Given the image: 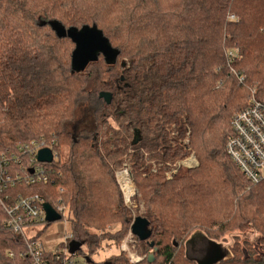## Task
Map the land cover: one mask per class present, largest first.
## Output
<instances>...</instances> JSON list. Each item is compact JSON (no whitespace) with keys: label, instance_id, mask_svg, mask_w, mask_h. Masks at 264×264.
<instances>
[{"label":"trees","instance_id":"1","mask_svg":"<svg viewBox=\"0 0 264 264\" xmlns=\"http://www.w3.org/2000/svg\"><path fill=\"white\" fill-rule=\"evenodd\" d=\"M262 2L0 0V151L42 137L56 141L49 184L29 190L43 193L50 204L62 198L72 227L68 247L81 244L77 253L88 264H97L92 258L108 243L103 234L108 222L91 223L98 210L96 191L114 185L110 163L122 165L128 146L131 174L146 208L141 216L150 222L155 246L139 244L143 254L154 250L162 260L148 256L139 264H196L183 252L190 233L199 228L218 239L248 224L261 233L260 251L247 243L246 249L228 250L226 259L215 264H264V188L251 185L225 150L232 136L229 119L246 99L237 80H227L229 49H243L234 68L247 82L258 79L256 98L264 103ZM232 14L236 19L230 20ZM51 22L66 30L95 25L119 51L117 62L108 65L99 56L74 73L75 46L70 38L59 37ZM105 91L113 95L110 105L99 98ZM88 114L95 121L92 131L80 128ZM130 129L141 130L138 145L126 141ZM188 131L199 166L179 168L168 180L166 163L190 154L182 143ZM173 133L177 136L170 137ZM114 140L123 146L111 149ZM146 152L165 168L153 173ZM59 187L65 191L61 196ZM111 200L121 213L118 223L128 226L131 220L117 191ZM4 219L0 207V264H33L24 239L7 229ZM120 233L111 240L121 241ZM39 238L37 233L32 240ZM43 260L62 264L47 250ZM101 264L131 263L121 254Z\"/></svg>","mask_w":264,"mask_h":264},{"label":"built area","instance_id":"2","mask_svg":"<svg viewBox=\"0 0 264 264\" xmlns=\"http://www.w3.org/2000/svg\"><path fill=\"white\" fill-rule=\"evenodd\" d=\"M232 19L234 16L231 17ZM225 56L231 70L229 76L235 74L239 83H243L245 76L238 74L232 67V63L238 57V52L236 50L227 51ZM220 84L221 82L218 85ZM231 127L232 136L226 143L227 155L243 172L251 185L264 186V103L256 98L255 90L250 96L247 107L237 111L233 116ZM55 145V140L48 141L42 137L29 143H22L15 148L0 151V207L5 215L4 224L7 229L9 228L24 239L33 264H46L43 260L45 249H43L41 240L33 241L32 239L36 236L33 228L47 223L44 204L49 202L43 193H32L29 187L49 184L51 174L49 165L57 160L54 153ZM43 149L52 151V163L37 161L38 153ZM118 174L117 181L124 193V202L130 206L131 197L134 196L131 174L127 169ZM56 191L60 196L65 193L61 187ZM50 205L61 215V220H68V207L63 205L61 197L57 201H52ZM71 238L72 235L66 236L64 243L52 251L56 260L62 264H77L74 258L79 256L78 253L72 254L68 247ZM10 255L13 254L10 253Z\"/></svg>","mask_w":264,"mask_h":264},{"label":"rangeland","instance_id":"3","mask_svg":"<svg viewBox=\"0 0 264 264\" xmlns=\"http://www.w3.org/2000/svg\"><path fill=\"white\" fill-rule=\"evenodd\" d=\"M261 5H263L264 7V2H262ZM232 16H234V19H236V16L234 14H232ZM233 50H236L238 52V57L235 59L234 63L236 61H240L241 59H243L244 51L242 48L234 47ZM233 50L229 49L228 51H233ZM234 63H232L233 69L236 70L238 74H241L245 76L246 78V75L241 73L242 72L241 70L239 71V69H236V67L234 68ZM228 70L230 74L231 70L229 69V67H228ZM229 74L227 76V80L231 78L237 80V84H239L240 86L244 88L242 93L246 94V99L245 100L243 99L240 101L241 107L235 109V111L233 112L234 113L233 116H234L237 111L244 108L249 103V100H250L249 98L251 94L253 93V90H255V96H256V93H258L259 91L260 83L256 77H253L249 82H247V80L245 79L243 83H239L238 77L235 74L233 76H229ZM220 82H221L220 86L223 85V80H220L216 84L218 87H220L218 85ZM84 116L85 115H83V118L79 117V118H82L80 119L81 120L80 128H83L82 130L92 131V129L95 127L94 117H92V115H89L86 117ZM233 116L229 119L230 122ZM110 123L112 124L113 127L116 128V130H119V131L121 130L122 127H118L119 124L115 122L114 120H111ZM168 130L170 132H174L175 129L173 127H170ZM133 135H134V131H132L131 129L129 132L125 134V139L128 143L132 141ZM169 136L176 137L177 133H173ZM190 137H191V132L188 131L186 134V137L182 141L183 146H186L185 148L184 147L183 148L185 149V151L187 152L189 151L190 154L184 159L179 158L178 160L175 161V163H171L169 161L165 165L167 168H165L163 164H160L157 159H152L151 153L146 152L144 154V158L148 160V164L152 165V169H151L152 172L155 173L159 168L163 166V168L166 169L165 176L167 177L168 180H170L173 178V174L174 175L177 174V171L179 168L189 169V170H193L194 168H197L200 162H199V158L196 157L194 149H192L191 144L189 143ZM110 146H111V149H116L123 145L119 146V144H117L114 140ZM225 150H226V147H225ZM67 153L68 151L67 152L64 151V153L61 154L63 160L66 158ZM132 154H133V151L128 146L127 151L124 153V155L121 158V160H123L122 165L114 166L112 162L110 163V167L113 171L112 175L114 179V185L110 183L104 184L100 192H99L100 189H97L96 191L99 196L97 203H95L96 205L98 204V210H96V213H95L96 216L94 217L91 223L97 224V222H108L106 223V227L104 226L105 230L103 232V234H108L106 235V242L108 243L107 245L104 244L103 246H101L102 248L99 250L98 254H96L92 258L93 262L97 264L110 262L115 256L121 255V254L125 255L131 264H139L140 262L145 260L148 256H154V260H157L160 263L162 262L161 258H158L155 255L154 250L145 252V254H143L144 252L142 249L143 246L139 244L140 240L135 239L136 237L131 232V226L133 225L135 219L138 218V216H141L146 210L144 206V202L142 201V198H141V193L139 192V189L135 185L133 174H131V165H132L131 155ZM189 158H192V160H188ZM125 169H127L129 174H131L132 185L134 188V196L131 197L132 204L130 206H128L124 202V193L122 189H120V186L117 181L118 175H119L118 173L122 172ZM258 188L262 189L264 188V186L262 187L258 186ZM116 191H117V194H119L121 197V203H123L122 207L124 206V208L127 210L126 212V214H128L127 216L130 217L131 223L128 226H125V225L123 226L120 222L118 223L119 218L121 219V213L119 211V215H118V213L116 212V208H115L116 202H114V200L113 201L111 200V193L113 194ZM67 214H69V212ZM67 219L68 220L66 221L61 220V221L53 222L51 224L49 223L39 224L33 228V231L36 234L39 233L40 235L39 239L42 242L43 249L50 251V252L55 251L57 246L64 243V239L66 236L72 235L71 234L72 227H71L69 216ZM27 231L30 232L29 229H27ZM118 232L119 233L121 232L119 235L123 239L119 242H115L111 240V238H115L118 235L117 234ZM199 233L206 236V238L198 235ZM192 237H193V240L188 241ZM261 237H262L261 233L256 228L252 227V225H249V224L245 228H239V230L235 229V230L227 231L225 235H223L222 237L218 239L214 237L213 238L209 237L207 232L197 228L196 231L190 233V235L187 237L185 241L186 243H184V246H183V252L186 253V246H187L189 256L195 259L196 264H206L210 262V260L214 256L225 259L228 256L226 253L227 250H229V253H232V249L233 248L235 249V247L246 249L247 243L251 246H255L257 250H259L260 245H261V242H260ZM209 239L210 240L213 239L215 241L213 242V240L210 241ZM148 242L149 243L153 242L152 238ZM82 248H83L84 253H86L87 248L85 247H82ZM74 261L77 264H88L85 261L83 255L74 258Z\"/></svg>","mask_w":264,"mask_h":264},{"label":"water","instance_id":"4","mask_svg":"<svg viewBox=\"0 0 264 264\" xmlns=\"http://www.w3.org/2000/svg\"><path fill=\"white\" fill-rule=\"evenodd\" d=\"M51 26L53 30L57 32L59 37L70 38L75 46V50L73 51L71 57L72 70L74 73L83 72L90 65V63L98 61L99 56H102L103 59L106 60L108 65H113L117 62L119 51L115 50L112 45H110L109 40L105 37L104 33L98 30L95 25L93 27L84 26L81 29H77L74 27L68 30H66L65 27H63L58 22H51ZM99 98L103 100L104 103L110 105L112 103L113 95L112 93L105 91L99 94ZM141 141V130L135 129L131 145H138ZM37 161L39 163H52V151L50 149L40 150L37 156ZM32 172L33 171H31V173ZM44 207L46 210L47 223L51 224L53 222L61 221V215L56 212L52 205H50L49 203H45ZM131 232L140 241L147 242L149 246H151V248L155 246L154 242H148L152 237V231H150V222L147 218L138 216V218L135 219L133 225L131 226ZM69 248L71 253L75 254L81 250V244L71 242ZM227 251L226 253L228 254ZM150 258L152 257L150 256ZM220 260L223 259L214 256L212 257L210 262L206 264H215Z\"/></svg>","mask_w":264,"mask_h":264},{"label":"crops","instance_id":"5","mask_svg":"<svg viewBox=\"0 0 264 264\" xmlns=\"http://www.w3.org/2000/svg\"><path fill=\"white\" fill-rule=\"evenodd\" d=\"M198 235H200V236L206 238V236H204V235H202V234H200V233H199ZM192 240H193V237H192L190 240H188V241H192ZM186 254H187V256H188L189 258L193 259L192 257L189 256V253H188V247H187V246H186ZM194 260H195V259H194Z\"/></svg>","mask_w":264,"mask_h":264},{"label":"bare ground","instance_id":"6","mask_svg":"<svg viewBox=\"0 0 264 264\" xmlns=\"http://www.w3.org/2000/svg\"><path fill=\"white\" fill-rule=\"evenodd\" d=\"M126 187L128 188L127 184H126ZM124 188H125V187H124ZM129 188H131L130 185H129Z\"/></svg>","mask_w":264,"mask_h":264}]
</instances>
